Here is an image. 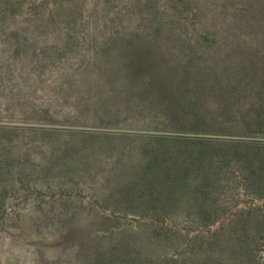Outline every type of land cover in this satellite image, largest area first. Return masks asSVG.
I'll list each match as a JSON object with an SVG mask.
<instances>
[{"label":"rangeland","instance_id":"obj_1","mask_svg":"<svg viewBox=\"0 0 264 264\" xmlns=\"http://www.w3.org/2000/svg\"><path fill=\"white\" fill-rule=\"evenodd\" d=\"M0 264H264V0H0Z\"/></svg>","mask_w":264,"mask_h":264}]
</instances>
